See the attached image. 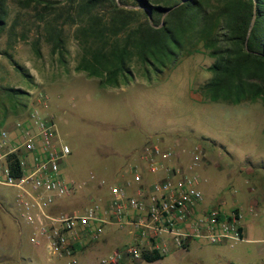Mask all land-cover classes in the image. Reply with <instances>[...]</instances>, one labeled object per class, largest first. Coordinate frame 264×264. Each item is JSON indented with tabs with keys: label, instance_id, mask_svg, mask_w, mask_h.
<instances>
[{
	"label": "rangeland",
	"instance_id": "374dc122",
	"mask_svg": "<svg viewBox=\"0 0 264 264\" xmlns=\"http://www.w3.org/2000/svg\"><path fill=\"white\" fill-rule=\"evenodd\" d=\"M204 4L209 12L221 5L216 0ZM6 6L8 17L0 33V129L38 105L39 91L47 96L38 109L70 149L61 173L72 189L58 200L56 213L81 210L90 196L104 201L111 185L131 178L126 170L137 163V152L147 141L185 150L184 166L198 146L203 155L189 172L199 176L206 203L242 209L245 239L232 246L195 240L152 263L124 258L118 264H264L263 98L237 104L204 99L200 86L212 76L214 57L196 38L175 47L163 64L154 59L144 64L133 53L129 72L117 84L101 85L100 78L76 69L82 53L76 25H62L66 50L60 58L46 42L44 22L34 8L17 0H6ZM219 27L214 34L223 31ZM7 88L19 90L18 101ZM142 172L144 179L154 177ZM15 194V188L0 184V264H68V257L32 243L29 226L19 227L8 214ZM121 234L108 226L99 238L75 250L74 264H101L109 252L133 241L131 235L120 239Z\"/></svg>",
	"mask_w": 264,
	"mask_h": 264
},
{
	"label": "built area",
	"instance_id": "2783aa9c",
	"mask_svg": "<svg viewBox=\"0 0 264 264\" xmlns=\"http://www.w3.org/2000/svg\"><path fill=\"white\" fill-rule=\"evenodd\" d=\"M36 99L38 105H46L43 92ZM38 105L0 129V184L16 189L14 204L31 228L32 243L74 264L77 248L114 225L127 230L133 241L112 250L100 263L118 264L124 258L140 260L149 252L166 256L191 240L232 246L245 239L242 209H225L219 202L204 205L199 176L189 172L203 155L198 146L184 166L185 150L147 141L137 152V163L126 170L131 178L111 185L104 201L92 198L81 210L54 213L52 208L72 189L61 173L70 149L58 140L53 123ZM12 154H18L20 175L13 173ZM143 169L154 177L144 179ZM250 212L258 215L253 207Z\"/></svg>",
	"mask_w": 264,
	"mask_h": 264
},
{
	"label": "trees",
	"instance_id": "16d2710c",
	"mask_svg": "<svg viewBox=\"0 0 264 264\" xmlns=\"http://www.w3.org/2000/svg\"><path fill=\"white\" fill-rule=\"evenodd\" d=\"M17 1L35 9L44 22L46 42L60 58L66 50L62 25H76L82 51L76 69L100 78L101 85L117 84L119 76L129 72L133 53L144 64L151 59L163 64L175 47L181 49L186 39L196 38L214 57L209 66L212 76L200 86L204 99L232 104L247 98L264 100V0H216L221 5L213 12L207 11L204 0ZM61 4L65 8H58ZM7 17L6 0H0V33ZM217 25L223 31L214 34ZM9 59L26 74L10 55ZM7 90L11 98H19V90ZM10 160L13 173L20 175L18 154ZM162 258L149 252L142 260L152 263Z\"/></svg>",
	"mask_w": 264,
	"mask_h": 264
},
{
	"label": "crops",
	"instance_id": "0c3cea01",
	"mask_svg": "<svg viewBox=\"0 0 264 264\" xmlns=\"http://www.w3.org/2000/svg\"><path fill=\"white\" fill-rule=\"evenodd\" d=\"M89 198H93L92 196H90ZM3 202H5L4 199H2ZM204 205L208 206L209 204L206 203L204 201ZM56 209H57V205H55L53 208H52V211L55 213L56 212ZM8 214L12 217V219L19 225V227L23 224H26L22 219H20V217L18 216V212H17V209L15 207V204H14V201H13V206L12 208H9V210L7 211ZM27 225V224H26ZM30 228V227H29ZM30 232H31V228H30ZM131 234H129V232L127 230H122V234L120 235V239L122 238H126V236H129ZM191 241H195V240H191ZM191 241H189L187 243L186 246H189ZM23 259H25L24 257H22Z\"/></svg>",
	"mask_w": 264,
	"mask_h": 264
},
{
	"label": "water",
	"instance_id": "95a60500",
	"mask_svg": "<svg viewBox=\"0 0 264 264\" xmlns=\"http://www.w3.org/2000/svg\"><path fill=\"white\" fill-rule=\"evenodd\" d=\"M148 18H149V21H150L151 19H150V13L149 12H148Z\"/></svg>",
	"mask_w": 264,
	"mask_h": 264
}]
</instances>
